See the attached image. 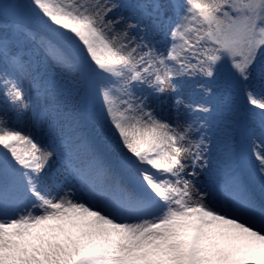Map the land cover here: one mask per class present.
<instances>
[{
    "label": "snow or ice",
    "instance_id": "6c2138e0",
    "mask_svg": "<svg viewBox=\"0 0 264 264\" xmlns=\"http://www.w3.org/2000/svg\"><path fill=\"white\" fill-rule=\"evenodd\" d=\"M0 264H264V0H0Z\"/></svg>",
    "mask_w": 264,
    "mask_h": 264
},
{
    "label": "rangeland",
    "instance_id": "374dc122",
    "mask_svg": "<svg viewBox=\"0 0 264 264\" xmlns=\"http://www.w3.org/2000/svg\"><path fill=\"white\" fill-rule=\"evenodd\" d=\"M212 87L216 94L214 101L216 111L211 119L218 125L220 129H222L226 123H231L235 126L242 125L245 122V114L240 111L239 101L229 88L226 79L221 77L212 85ZM89 130L92 131L93 134L102 141L99 129H92L90 127ZM223 139V133L221 131H217L213 143V148L215 150L214 154H219ZM57 164L58 161L54 159L52 161L53 167L55 168Z\"/></svg>",
    "mask_w": 264,
    "mask_h": 264
}]
</instances>
